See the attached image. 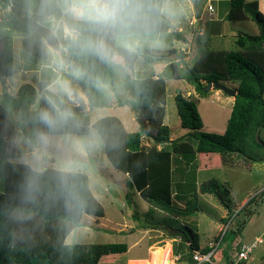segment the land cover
<instances>
[{
  "label": "trees",
  "instance_id": "obj_1",
  "mask_svg": "<svg viewBox=\"0 0 264 264\" xmlns=\"http://www.w3.org/2000/svg\"><path fill=\"white\" fill-rule=\"evenodd\" d=\"M20 4L21 0H0V7L10 8L8 21L2 25L7 24V27L12 28L11 31L20 30L25 26V19L18 12ZM229 5L227 20L234 21L249 16L258 26L260 34L251 36L241 32L236 38L240 51L199 49V54L192 64L186 60L189 55L184 51L173 50L171 53L177 54L178 57L177 64L171 62L166 68L171 71V78L186 80L200 97L209 95L204 89L211 83L239 82L224 134L203 131V120L195 100L177 93L174 100L180 125L188 132L180 138L171 139L170 127L163 124L167 95L164 78L137 81L136 107L145 115L144 120L138 117V132H126L121 122L114 117H103L93 124L102 132L106 154L112 166L128 174L132 187L150 205L148 214L159 210L168 216L162 224H143L140 223L139 215L135 214L134 218L139 221V227L163 230L160 225H164L184 231L183 235L166 233L173 238H181V243L174 247V253L175 256H180L179 262L188 261L189 264H195V251L207 252L209 249L200 247L197 233L192 230L187 233L181 226H174L173 223L189 217L199 209L195 179L198 155L218 154L227 158L237 154L254 162L264 160V157L248 156L246 151L254 145L264 150V142L259 136L260 130L264 128V14L260 11L257 0L249 3L246 0H229ZM160 20L165 24L158 28V32H167L170 22L164 16H161ZM174 35L181 37L179 33ZM201 39L202 36H198V44ZM9 48L10 45H6L5 51ZM151 55V50L145 49L142 55L133 59L134 66L140 58L146 64L167 60L166 56ZM180 61L186 65L185 73H180ZM4 67H0V72ZM34 89L32 84H23L19 88L16 103L23 105L24 101L34 94ZM3 125L4 113L0 107V180L3 181L0 187V264H66L62 250L67 248L77 253L80 249L78 246H66L67 237L75 228L81 226L83 215L102 218L103 207L91 192L88 176L78 171L73 176L72 183L79 199L71 211L65 207L61 198L47 205L27 206L24 209L28 217L26 219L12 218L13 211L21 210L18 191L25 169L21 163L12 161L16 159V152L7 143L10 133L4 132ZM144 137L152 139V147H143ZM189 178H192V182ZM181 180L185 182L180 183ZM51 181L52 177H49V182ZM217 185L215 180H211L201 184L199 190L203 194L215 195L228 210L229 218H232L235 213L227 200L230 190L224 186V197L216 191ZM179 203H183L184 207ZM253 203L254 200H250L236 217H240L242 211L246 212L247 217H251L255 212L247 208ZM247 221L245 217L238 218L235 226L225 232L223 241L227 239L228 233L230 241L224 251L227 260L239 252L242 246L239 239ZM105 249L110 254L120 256L125 255L128 246L123 243L110 244ZM85 250V260L88 263L96 264L101 261L100 246L92 245ZM103 262L109 261L106 259ZM151 264H159V252H153ZM164 264H172L170 253Z\"/></svg>",
  "mask_w": 264,
  "mask_h": 264
},
{
  "label": "clouds",
  "instance_id": "obj_2",
  "mask_svg": "<svg viewBox=\"0 0 264 264\" xmlns=\"http://www.w3.org/2000/svg\"><path fill=\"white\" fill-rule=\"evenodd\" d=\"M18 12L26 23L0 54V107L7 143L25 169L21 210L11 213L23 220L27 206L61 198L72 210L79 199L72 178L103 143L91 112L135 78L133 59L160 46V18L175 10L172 0H21ZM30 71L37 73L34 94L18 105Z\"/></svg>",
  "mask_w": 264,
  "mask_h": 264
},
{
  "label": "rangeland",
  "instance_id": "obj_3",
  "mask_svg": "<svg viewBox=\"0 0 264 264\" xmlns=\"http://www.w3.org/2000/svg\"><path fill=\"white\" fill-rule=\"evenodd\" d=\"M252 1L255 0H246L247 3ZM209 5L214 8L213 12L208 10ZM191 6L193 7L192 10ZM172 7L175 10V15L169 17H171L172 21L175 23V30L182 28V31L181 33L174 32L172 28L170 34L162 32L163 34L161 35V33H159L161 44L158 47L165 50L174 48V50L179 51L181 47L190 49V44H188L184 38H190L191 31L197 29L199 23L202 24L204 31H207V35L210 37L208 40V37H202L198 44L201 50L208 48L211 50L240 51L241 48L236 45V38L241 32L251 36H258L260 34L258 26L249 16L234 21L226 19V15L230 11L229 0H175L172 1ZM196 8L199 9V12L202 14L201 21L198 19L195 11ZM9 11L10 8L4 9L0 7V54L5 51L6 45H10L12 32L14 31H11L12 28L7 27V24L2 25V23L8 21ZM217 15H221V18L215 21ZM164 17L166 18L165 15ZM190 22L194 23V27L190 26ZM164 24L165 22L160 20L159 28ZM221 25H224L222 30L220 28ZM174 33H179L182 38L174 37ZM186 54L189 55L186 60L192 64L196 60L195 57L190 62L192 49H190L189 52L187 49ZM177 58H167L168 65L171 62L176 63ZM4 59L5 58L0 55V67L5 66ZM178 65L181 67L180 73H185L186 65L182 61H180ZM149 67L150 69L147 67L145 68L149 71H144L143 60H141L134 73V79L128 78L124 81L121 86L113 92L110 99L105 100L99 98L96 105L97 107H95L90 114L91 122L95 124L99 119L105 116L114 117L121 122L126 132H138V117L144 120L145 115L144 113L142 114L143 111L136 107V100L138 98L137 81L146 78L152 79V77L156 75V72H152L154 71L153 67ZM166 68L167 67L164 68L162 73L167 79V97L165 100L167 110L166 125L171 129V136L177 139L182 137L181 135L186 131L181 127L177 113L174 100L177 93H181L186 98L195 100L203 120V131L220 135L224 134L235 98L214 88L208 91V96L200 97V95L195 92L194 87L186 80L171 78V71ZM24 78L28 80L26 83L36 87L37 73L35 71H30ZM23 84L25 83L21 81V86ZM222 84L228 89L235 91L239 86V82L237 81H227ZM117 107H122V110H119ZM259 136L264 142V128L260 130ZM142 144L145 149H148L152 147L154 143L152 139L144 137ZM247 148L248 147H246V149ZM246 151L248 156L264 157V150L255 145L252 149ZM212 157V159H208L209 157H201L203 169H205V165L209 163H211V165L207 167L209 170L203 171L200 176V181L205 183L215 180L218 184L216 191L224 197V186L228 187L230 195L227 200L230 201L233 213H238L242 210V207L239 208V206L242 205L245 200H247V202L252 199L254 200V203L247 209L255 213L251 217H247L246 212L242 211L240 217H236L228 229H232L235 226L238 218L243 219L245 217L248 221L239 239V243L251 244L254 239L260 235L264 239V234H262L264 232V160L254 162L251 159L234 154L227 158H221L225 163L222 165L220 155L216 154L212 155ZM12 161L20 163L17 159H12ZM79 172L85 173L88 176L91 192L103 207V217L105 218L96 219V217L93 218L87 215L82 217L84 224L89 223V226L87 225L77 229L69 241L70 243L82 244L83 250L77 253H73L72 249L65 248L62 250V257L66 264H90L85 260L84 255L88 244H95L101 247L99 252V259L101 261H98L96 264H151L152 253L150 260H130L141 258L148 259V248H156L159 250V261L160 259L162 260L161 264L165 263L168 253H170L171 258L172 249L170 248V244L174 247L178 244L172 236L168 235V233L163 230L145 231V229H141L138 223L135 222L136 219L132 218L134 213H138L140 223L160 222L162 224L165 223L164 219H168V216L159 210L151 212L150 215L148 214L151 207L142 197L137 195L136 190L131 185L130 179L112 166L106 154L104 142L96 151L90 153L85 158L84 166ZM189 179L192 182V178ZM2 183L3 181L0 180V187ZM196 197L199 209L189 217L182 218L179 222L173 224L174 226H181L187 233H189L190 230L197 233L200 243L205 245L208 241L215 239L214 236L219 232V227L222 228L221 231L224 230L222 234L226 232L227 219L224 220V224L217 223L216 221L221 219L228 210L223 207L213 194L209 195L197 192ZM120 229H123V233H120ZM121 234H125V237L121 238ZM220 234L221 232H219L217 238ZM228 236L229 233L227 239L221 241L220 247L214 255L213 260L215 264H221L224 261V251L226 247L228 248L230 242L228 241ZM120 243H126L128 245V251L125 255H116V257L105 249V247L110 244ZM233 248H235V246ZM174 257L175 253L172 258ZM106 259L109 262H103V260ZM71 260L73 261L70 262ZM176 263L189 264L188 261ZM241 264H264V242L252 252L248 261L242 262Z\"/></svg>",
  "mask_w": 264,
  "mask_h": 264
},
{
  "label": "crops",
  "instance_id": "obj_4",
  "mask_svg": "<svg viewBox=\"0 0 264 264\" xmlns=\"http://www.w3.org/2000/svg\"><path fill=\"white\" fill-rule=\"evenodd\" d=\"M172 1H175V0H172ZM258 1V3H259V9H260V11L262 12V13H264V0H257ZM249 3V2H248ZM193 9V7L191 6V10ZM196 13H197V16H198V19H199V21H201L202 20V14L199 12V9H197L196 8ZM227 15H228V13H227ZM226 15V16H227ZM166 16V18H167V20L168 21H170V28H169V30L167 31V32H164V33H168V34H170L171 33V29L173 28L174 29V32H180L181 33V31H182V28H178V29H176V30H178V31H176L175 30V23H174V21H172V19H171V17H169V16H167V15H165ZM221 18V15H217V17L215 18L216 20L215 21H218L219 19ZM222 21H225V20H222ZM190 26L191 27H194V23L193 22H190ZM223 26L224 25H221V30H222V28H223ZM196 32H199V36H202V37H208V32L207 31H204V28L202 27V24L201 23H199V26H198V28L197 29H195V30H193V31H191V37L190 38H188V39H185L184 38V40L186 41V42H188V44H190V49H191V44H192V42H193V39H194V37H195V34H196ZM163 33H161V35H162ZM174 37H176L175 35H174ZM176 38H178V37H176ZM180 38H182V37H180ZM191 38H193V39H191ZM208 39H210V37H208L207 38V40ZM188 40V41H187ZM192 41V42H191ZM172 48V47H171ZM187 49H188V52L190 51V49L189 48H184V47H181L180 48V50L179 51H177V52H183V51H185V52H187ZM200 49V48H199ZM151 50V52H152V54H154V55H159V56H171L172 55V53H171V51L172 50H174V48L173 49H169V50H165V49H162L161 47L159 48V47H156V48H154V49H150ZM214 51H224V50H214ZM142 59L140 58L138 61H137V63H136V66H135V72H136V69H137V66L139 65V63H140V61H141ZM160 62V63H159ZM156 63H159L158 65H155ZM167 65H168V59L167 60H163V61H157V62H154V63H152V64H146V63H144L143 62V70L144 71H149V70H147V69H145L146 67L147 68H149L150 69V67L149 66H152L153 67V69H154V71H152V72H156V75L155 76H153L152 77V79L153 80H159V79H161V78H164V80H165V84H166V77L163 75V70H164V68L165 67H167ZM143 71V72H144ZM134 72V73H135ZM148 75V74H147ZM147 75H146V77H147ZM140 80H142V79H140ZM22 82L23 83H26V82H28V80L27 79H23L22 80ZM34 84V83H33ZM166 92H167V84H166ZM166 97H167V95H166ZM119 110H122V107H117ZM164 108H165V117H164V121H163V124H165L166 125V118H167V110H166V102H165V106H164ZM105 117H107V116H105ZM132 124V123H131ZM188 131L186 130L185 132H183V135H181V136H184L186 133H187ZM171 139H173L174 140V138L171 136ZM159 148H161V147H159ZM212 155H216V154H206V155H202V154H199L198 155V168H197V173H196V177H195V179H196V184H197V187H198V191L197 192H200L201 193V191L199 190V187H200V185L201 184H203L200 180V176H201V174L203 173V171L205 170H209L207 167L208 166H210L211 165V163H209V164H207V165H205L204 166V168L205 169H203V165H202V162H201V157H209L208 159H212L213 157H212ZM217 157V156H216ZM222 157L220 156V159H221ZM221 161H222V165L223 164H225L223 161V159H221ZM124 174V173H123ZM127 178H129V176H128V174H124ZM186 179V178H185ZM181 182H185V180H181L180 181V183ZM180 188H182V186L180 187ZM135 189V188H134ZM136 190V189H135ZM177 190V189H176ZM177 191H180V190H177ZM137 192V191H136ZM176 194V193H175ZM137 195H139L140 196V194L137 192ZM209 195H211V194H209ZM141 197V196H140ZM146 202V201H145ZM147 203V202H146ZM248 202H247V200H245L243 203H242V205H240L239 206V208L240 207H243V206H245L246 204H247ZM148 204V203H147ZM180 204V206H182V207H184V204L183 203H179ZM149 205V204H148ZM150 206V205H149ZM135 214H138V213H134V215ZM134 215H133V217L132 218H134ZM139 215V214H138ZM228 215H229V213L228 212H226V214L221 218V219H219V220H217L216 222L217 223H225L224 222V220H226L227 219V217H228ZM84 216V215H83ZM82 216V217H83ZM87 216H89V215H87ZM92 217V216H91ZM93 218H95V217H93ZM103 218H105V217H102V218H96V219H103ZM135 219V218H134ZM81 226L80 227H77V228H75L70 234H69V236L67 237V239H66V241H65V245H68V246H78V247H80V249H79V251L81 250H83V246H82V244H78V243H70V241H69V239L71 238V236H73L74 234H75V232L77 231V229H79V228H83V226H89V223H87V224H84V222L82 221V218H81ZM135 222H137L138 223V225H140V223H139V221L137 220V221H135ZM143 224H147V223H143ZM134 227V226H133ZM141 229H145V228H142L141 227ZM221 229L222 228H220L219 227V232H221ZM135 230H136V228H135ZM151 230H156V229H150V228H147V229H145V231H148V232H150ZM160 230V229H159ZM123 231V229H120V233ZM219 232L214 236L215 237V239L217 238V236H218V234H219ZM123 233V232H122ZM262 234H264V232L262 233ZM122 236H121V238H123V237H125V234H121ZM213 237V238H214ZM173 238V237H172ZM259 238H261L262 240H263V242H264V239H263V237L260 235V236H258V237H256L255 239H254V241L256 240V239H259ZM178 244L179 243H181V238H173ZM214 240V239H213ZM211 241V240H210ZM210 241H208L205 245H202L201 243H200V240H199V244H200V247L203 249V248H207V245H208V243L210 242ZM253 241V242H254ZM124 244H126V243H124ZM177 244V245H178ZM188 244V243H187ZM92 245H95V244H88L86 247H90V246H92ZM127 245V244H126ZM242 245H248V244H243L242 243ZM99 246V245H98ZM128 246V245H127ZM170 248L172 249V252H171V254H172V256L174 255V246L172 245V244H170ZM149 249V258L147 259V258H141V259H130V260H150V258H151V253H152V255H153V252L154 251H157V252H159V250L158 249H153V248H148ZM86 251V250H85ZM172 256H171V258H170V260H172L171 262H172V264H177V263H174L173 262V259H172ZM160 257V256H159ZM175 257H180V256H175ZM223 258H224V261L221 263V264H225L226 262H227V259H225L226 258V256H225V254L223 255ZM152 260V259H151ZM129 261V260H128ZM179 262V261H178ZM162 263V260L160 259V261H159V264H161Z\"/></svg>",
  "mask_w": 264,
  "mask_h": 264
},
{
  "label": "built area",
  "instance_id": "obj_5",
  "mask_svg": "<svg viewBox=\"0 0 264 264\" xmlns=\"http://www.w3.org/2000/svg\"><path fill=\"white\" fill-rule=\"evenodd\" d=\"M208 10L210 12L214 11V8L209 5ZM185 52V51H184ZM187 53V52H185ZM237 212L232 216V218H227L226 222V227L227 229L229 226L232 224L234 218L237 216ZM226 229V228H225ZM224 230L221 231V234L219 235L218 238L210 241L207 245V248L209 249L207 252H201V251H195L193 255V260L195 264H215L214 263V255L216 254L217 250L220 247L221 241L223 240V235L222 234ZM227 231V230H226ZM263 243V240L261 238L256 239L254 242L248 245H242L239 249V252L235 254L234 256L231 257L230 260H227L225 264H241L242 262L248 261L252 252L260 245ZM173 262L176 263L179 261V257H174L172 258Z\"/></svg>",
  "mask_w": 264,
  "mask_h": 264
},
{
  "label": "water",
  "instance_id": "obj_6",
  "mask_svg": "<svg viewBox=\"0 0 264 264\" xmlns=\"http://www.w3.org/2000/svg\"><path fill=\"white\" fill-rule=\"evenodd\" d=\"M198 36H199V32H196L195 34V37L193 39V42L191 44V49H192V55H191V60L190 62L193 60V58L197 57L198 54H199V45H198ZM151 56H155V55H151ZM159 56V55H158ZM167 58H171V59H175L177 58V54H172L171 56H166ZM217 89V90H221L223 91L225 94L231 96V97H236L237 95V92L235 90H230L228 89L224 84H220V83H217V82H214V83H211L209 84L205 89L204 91L205 92H208L209 90L211 89ZM264 147V145H263ZM160 227L165 231V232H168L170 234H173V235H183L185 232L180 230V229H174L173 227H168V226H164V225H160Z\"/></svg>",
  "mask_w": 264,
  "mask_h": 264
}]
</instances>
